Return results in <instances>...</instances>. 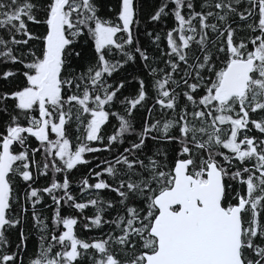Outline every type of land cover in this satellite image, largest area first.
<instances>
[{"label": "snow or ice", "instance_id": "6c2138e0", "mask_svg": "<svg viewBox=\"0 0 264 264\" xmlns=\"http://www.w3.org/2000/svg\"><path fill=\"white\" fill-rule=\"evenodd\" d=\"M0 264H264V0H0Z\"/></svg>", "mask_w": 264, "mask_h": 264}]
</instances>
